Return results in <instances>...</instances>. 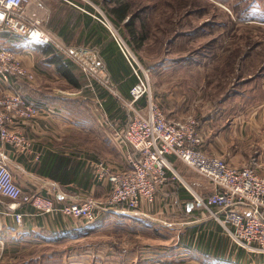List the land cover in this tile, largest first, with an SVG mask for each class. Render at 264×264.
I'll return each instance as SVG.
<instances>
[{"label":"crops","instance_id":"1","mask_svg":"<svg viewBox=\"0 0 264 264\" xmlns=\"http://www.w3.org/2000/svg\"><path fill=\"white\" fill-rule=\"evenodd\" d=\"M111 1L32 0L26 12L63 43L100 54L114 91L96 84V92L94 84L80 77L81 68L52 43L46 44L53 47L45 46L0 24V47L14 52L36 74L34 80L11 75L13 85L28 99L41 105L53 103L57 108V112H43L19 124L26 143L13 145L0 138V153L5 154L13 179L24 192L52 195L56 187L62 192V197L56 196L60 204L86 196L104 199L111 184L98 181L95 162L106 161L118 170L127 167L125 148L115 140L114 132L127 118L119 96L130 99L137 76L117 47L111 27L94 16L103 8L112 22L126 23L128 17L119 20L111 8L127 4V0ZM52 54L70 63L72 79L50 61ZM135 54L150 67L153 92L168 119L194 116L203 138L201 145L208 153L238 167L255 158L258 172L264 174V74L258 86L254 82L244 92L216 101L208 100L207 95L196 100L193 81L176 75L197 65L175 63L170 55L154 62L144 50L141 58ZM3 89L0 81V93ZM144 104L145 98L138 102ZM172 161L179 174L169 173L155 203L144 200L136 209L120 204L104 211L94 223L62 212L44 213L30 203L16 210L23 213L19 222L8 209L11 198L0 194V264H264V253L240 248L210 211L195 203L188 185L210 194L211 182L181 159L172 156ZM241 210L249 213V208ZM112 224L135 233L130 247L112 249L105 238H97L106 235Z\"/></svg>","mask_w":264,"mask_h":264},{"label":"built area","instance_id":"2","mask_svg":"<svg viewBox=\"0 0 264 264\" xmlns=\"http://www.w3.org/2000/svg\"><path fill=\"white\" fill-rule=\"evenodd\" d=\"M31 2L0 0V24L36 42L52 43L58 52L74 61L81 70L114 91L111 74L101 55L84 46L63 43L26 12V6ZM98 10L99 15L94 16L111 27L114 39L137 76L130 89V99L119 96L127 107V118L122 127L114 132L115 140L125 148L127 167L117 170L104 161L95 162L97 179L111 184L109 195L104 199L86 196L60 204L56 196L62 197V192L56 187L52 195L24 192L13 179L4 154L0 153V194L11 198L9 208L14 211L17 221H22L23 213L16 210L25 203L44 213L62 212L85 218L88 222L98 221L104 211L120 204L136 209L144 200L153 203L169 173L174 176L179 174L172 161V156H175L213 185L210 194H203L188 185L195 203L209 210L240 247L264 253V174L258 172L257 160L252 158L242 167L235 166L202 147L199 122L194 116L181 120L168 119L152 90L150 67L139 61L104 10ZM15 74L27 79L35 78V72L18 61L14 52L1 46L0 81L4 89L0 93V138L18 145L25 142L19 124L38 118L43 112H57V108L53 103L41 105L28 99L11 82V75ZM145 97L146 104L138 105ZM241 207L249 208V213L243 212Z\"/></svg>","mask_w":264,"mask_h":264},{"label":"rangeland","instance_id":"3","mask_svg":"<svg viewBox=\"0 0 264 264\" xmlns=\"http://www.w3.org/2000/svg\"><path fill=\"white\" fill-rule=\"evenodd\" d=\"M127 1L132 5L130 15H136V36L127 29L126 23L112 22L114 27L140 58L144 50L154 62L170 55L175 63L197 65L190 72L178 71L176 75L193 81L194 99L207 95L208 100L216 101L224 95L244 92L254 82L255 86L262 82L264 0ZM79 73L80 77L94 84L96 92V84L107 88L88 72L81 70ZM150 78L152 86V75ZM100 105L103 108V104ZM112 225L106 235L97 238H105L112 244V249L114 246L130 247L135 233L117 224Z\"/></svg>","mask_w":264,"mask_h":264},{"label":"trees","instance_id":"4","mask_svg":"<svg viewBox=\"0 0 264 264\" xmlns=\"http://www.w3.org/2000/svg\"><path fill=\"white\" fill-rule=\"evenodd\" d=\"M117 1L119 2V0ZM131 8H132L131 3L127 1V4H122L121 6H113L111 8V11L113 13H116L118 19L121 21L126 17H128L129 19L126 22L125 26L127 27V29L129 28V31H131V34L133 36H136V28H135L136 15L134 14L130 15ZM142 37L144 38L145 36L143 35ZM43 45L46 46L48 44H43ZM48 46L52 47L51 45ZM50 61L55 62L58 65L59 70L67 77H69V79H72L67 67L70 64L69 62L62 61V58L56 54H52V56L50 57ZM65 65L66 67H64Z\"/></svg>","mask_w":264,"mask_h":264},{"label":"bare ground","instance_id":"5","mask_svg":"<svg viewBox=\"0 0 264 264\" xmlns=\"http://www.w3.org/2000/svg\"><path fill=\"white\" fill-rule=\"evenodd\" d=\"M100 7V6H99ZM103 9V8H102ZM87 10V9H86ZM89 11V10H88ZM91 13V12H90ZM15 34V33H14ZM53 34V33H52ZM22 39H23V37H22ZM28 43V42H27ZM116 43V42H115ZM117 44V43H116ZM38 45V44H37ZM53 47V46H52ZM117 47H118V45H117ZM135 47V46H134ZM121 52V51H120ZM124 54V53H123ZM194 54V53H193ZM60 55V54H59ZM17 58V57H16ZM66 58V57H65ZM128 61V60H127ZM72 62V61H71ZM75 65V64H74ZM143 65H144V63H143ZM145 65H147V64H145ZM144 65V66H145ZM132 68V67H131ZM87 75V74H86ZM12 77V76H11ZM93 78V77H92ZM31 80H33V79H31ZM12 81V80H11ZM137 81V80H136ZM135 84V83H134ZM118 95V94H117ZM129 96H130V94H129ZM227 97V96H226ZM127 98V97H126ZM141 103V102H140ZM139 103V104H140ZM127 112V111H126ZM44 115V114H43ZM46 115V114H45ZM127 116V115H126ZM183 119H185V118H183ZM110 120V119H109ZM174 120V119H173ZM107 121V120H106ZM123 122V121H122ZM122 124V123H121ZM116 127V126H115ZM118 129V128H117ZM26 143V142H25ZM120 145V144H119ZM122 146V145H121ZM26 147V146H25ZM121 149H123V148H121ZM125 150V149H124ZM5 155V154H4ZM125 156V155H124ZM123 156V157H124ZM174 158V157H173ZM8 160V159H7ZM126 160V159H125ZM99 161V160H98ZM106 162V161H105ZM93 163V162H92ZM126 164V163H125ZM124 164V165H125ZM175 165V164H174ZM244 165V164H243ZM188 166V165H187ZM94 168V167H93ZM118 170V169H117ZM174 176V175H173ZM182 177V176H181ZM175 178V177H174ZM99 181V180H98ZM111 186V185H110ZM213 187V186H212ZM110 188V187H109ZM110 192V191H109ZM53 193V192H52ZM188 193H189V191H188ZM109 194V193H108ZM89 195V194H88ZM167 195V194H166ZM190 195V194H189ZM81 196V195H80ZM192 197V196H191ZM143 202V201H142ZM155 203V202H154ZM144 204V203H143ZM149 204V203H148ZM118 206H120V205H118ZM121 206H123V205H121ZM114 207H116V206H114ZM123 207H126V206H123ZM117 208V207H116ZM200 208V207H199ZM214 208H216V207H214ZM8 209H10V208H8ZM113 209H115V208H113ZM119 209V208H118ZM131 209V208H130ZM129 210V209H128ZM215 210V209H214ZM109 211V210H108ZM120 212V211H119ZM207 212V211H206ZM106 213V212H105ZM114 213V212H113ZM118 213V212H117ZM209 213V212H208ZM248 213V212H247ZM111 217V216H110ZM85 220V219H84ZM92 223V222H91ZM94 223V222H93ZM225 231V230H224ZM241 248V247H240ZM252 254V253H251ZM253 254H254V252H253ZM260 254V253H259ZM262 254V253H261Z\"/></svg>","mask_w":264,"mask_h":264}]
</instances>
